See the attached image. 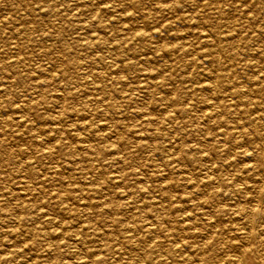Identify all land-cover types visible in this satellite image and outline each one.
Segmentation results:
<instances>
[{
    "label": "rangeland",
    "instance_id": "obj_1",
    "mask_svg": "<svg viewBox=\"0 0 264 264\" xmlns=\"http://www.w3.org/2000/svg\"><path fill=\"white\" fill-rule=\"evenodd\" d=\"M261 166L264 0H0V264L157 263L184 210L218 259Z\"/></svg>",
    "mask_w": 264,
    "mask_h": 264
},
{
    "label": "bare ground",
    "instance_id": "obj_2",
    "mask_svg": "<svg viewBox=\"0 0 264 264\" xmlns=\"http://www.w3.org/2000/svg\"><path fill=\"white\" fill-rule=\"evenodd\" d=\"M233 93H236L234 89H233ZM261 168L262 171L264 172V167L261 166ZM258 176H260V178L257 181L258 185L254 191V194L248 195V191H244L245 190L244 188H241V190L238 188L234 192L235 197L239 201L243 202L244 205L245 204L249 205L247 207H239V205L235 206L238 210V214H244V215L246 214V218L250 220L249 222L251 225V230L250 231L248 230L247 232L242 231L239 233L240 235H242L241 239L244 242L237 244L235 241H232L228 243L226 247L229 248V251H227L226 254H224L218 259H212L211 255L213 254L212 252L213 248H211V250L207 252L208 254H206L205 252H201V250L204 249L207 245H212L214 239L219 240L216 237L217 232L214 235L210 233L205 237H201L202 239H198V242L193 241L194 240L193 238L195 236H198L199 232L203 234V230H206L207 228L210 230L214 228L220 229V224L212 223V221H214L215 215L211 213L202 214L203 216L202 218L203 220H205V222L203 223L198 218H193V217L190 218L189 215L191 214V210L188 211L184 210L181 214L182 216L180 215L181 216L180 220L178 219L176 220V218L173 220L171 215L172 221H168L169 217L162 216L159 222L157 223L156 227L157 230L159 231L158 239L162 238L163 244L162 242H155L154 245L159 247L160 249L163 247L165 249L162 250L163 254H160L157 263L154 262L153 264H186V263L219 264L220 262H226V261H228L229 264H264V215L261 221L256 220V218L260 216V214H262V212L260 211L261 207L263 206L264 208V174L263 176L261 175ZM206 180H207L206 183L208 184L212 182L210 178L208 179L206 178ZM227 181H229L228 177H226V179H221V183H227ZM215 189L217 188L215 187ZM212 194L210 196H207V194L205 196V194H203L202 196H200L201 197L200 199L203 200V203H205V206L207 208H211L215 210L217 216L218 215L220 216V214L224 211V207L223 205H221V202L218 200L219 199L218 196H220L222 193L220 194V192L218 191L215 192L214 190ZM212 197L215 199L214 202ZM165 206H163L164 211L169 212L171 210L174 211L176 210L174 205L170 204V206L169 205L168 206L165 205ZM250 237L252 239H250ZM164 241L167 244H165ZM227 241H223L222 246L226 244ZM184 249H186V251H183ZM195 251H197L196 258H194L195 256L194 254H192Z\"/></svg>",
    "mask_w": 264,
    "mask_h": 264
}]
</instances>
